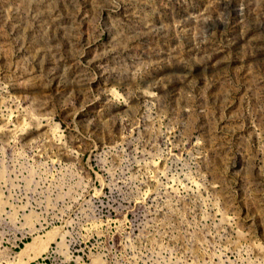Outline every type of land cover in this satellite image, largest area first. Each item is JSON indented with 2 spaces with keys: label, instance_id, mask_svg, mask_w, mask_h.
I'll return each instance as SVG.
<instances>
[{
  "label": "rangeland",
  "instance_id": "374dc122",
  "mask_svg": "<svg viewBox=\"0 0 264 264\" xmlns=\"http://www.w3.org/2000/svg\"><path fill=\"white\" fill-rule=\"evenodd\" d=\"M0 264H264V0H0Z\"/></svg>",
  "mask_w": 264,
  "mask_h": 264
},
{
  "label": "bare ground",
  "instance_id": "6f19581e",
  "mask_svg": "<svg viewBox=\"0 0 264 264\" xmlns=\"http://www.w3.org/2000/svg\"><path fill=\"white\" fill-rule=\"evenodd\" d=\"M117 93H118V92H117ZM51 234H52V233H51ZM52 239H53V238H52ZM30 242H31V241H30ZM46 244H47V245H46ZM46 244H45L46 247L49 246V243H48V242H47ZM27 245H29V244H27ZM37 246H38V245H37ZM44 248H45V247H44ZM25 249H26V246H24V247L22 248L23 251H25ZM37 250H38V249H37Z\"/></svg>",
  "mask_w": 264,
  "mask_h": 264
}]
</instances>
